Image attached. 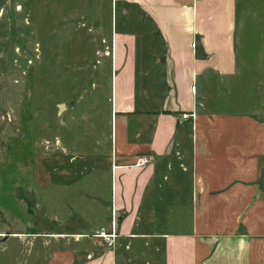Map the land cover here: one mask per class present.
<instances>
[{"label": "crops", "instance_id": "obj_1", "mask_svg": "<svg viewBox=\"0 0 264 264\" xmlns=\"http://www.w3.org/2000/svg\"><path fill=\"white\" fill-rule=\"evenodd\" d=\"M112 2L122 6L116 22L144 27V63L137 33L113 23L110 58L102 63L110 73L111 110L119 117L112 217L114 223L116 214L124 218L112 249L93 237L103 252L87 264H116L120 237L158 242V264H264V191L257 184L264 112L258 78L245 80L238 59L248 21L252 28L264 21V0ZM262 60L260 67L264 52ZM158 62L161 102L143 110L149 68ZM183 113L195 118L179 121ZM139 157L150 163L134 167Z\"/></svg>", "mask_w": 264, "mask_h": 264}, {"label": "rangeland", "instance_id": "obj_2", "mask_svg": "<svg viewBox=\"0 0 264 264\" xmlns=\"http://www.w3.org/2000/svg\"><path fill=\"white\" fill-rule=\"evenodd\" d=\"M121 7L112 0H0V264H87L103 252L93 236L114 223L119 117L102 59L110 58L109 29ZM257 22L255 30L248 21L238 59L245 80L258 78L264 112V65H257L264 21ZM116 23L137 33L144 63V27ZM156 63L143 110H156L164 92ZM123 218L116 214L117 232ZM128 240H117L116 264L162 260L158 242Z\"/></svg>", "mask_w": 264, "mask_h": 264}, {"label": "built area", "instance_id": "obj_3", "mask_svg": "<svg viewBox=\"0 0 264 264\" xmlns=\"http://www.w3.org/2000/svg\"><path fill=\"white\" fill-rule=\"evenodd\" d=\"M189 118H195V114L194 113H183L180 116V120L179 121H185ZM150 163V160L147 157H139L137 159V161L134 164V167H138V168H142L144 166H147ZM114 223H112V231L111 232H107L105 229L101 228L99 231L96 232V235H94L93 237H98L100 239L103 240V242L105 243L106 247L109 249H112L115 245V240L117 238V235L115 234V230H114Z\"/></svg>", "mask_w": 264, "mask_h": 264}, {"label": "water", "instance_id": "obj_4", "mask_svg": "<svg viewBox=\"0 0 264 264\" xmlns=\"http://www.w3.org/2000/svg\"><path fill=\"white\" fill-rule=\"evenodd\" d=\"M62 108H63V106L60 105V106H59V109L61 110ZM257 184H258L260 190L264 191V168H262V169L260 170V177H259V179H258ZM48 237H49V236H47V238H48Z\"/></svg>", "mask_w": 264, "mask_h": 264}, {"label": "bare ground", "instance_id": "obj_5", "mask_svg": "<svg viewBox=\"0 0 264 264\" xmlns=\"http://www.w3.org/2000/svg\"><path fill=\"white\" fill-rule=\"evenodd\" d=\"M19 7V6H18ZM79 237V236H78Z\"/></svg>", "mask_w": 264, "mask_h": 264}]
</instances>
